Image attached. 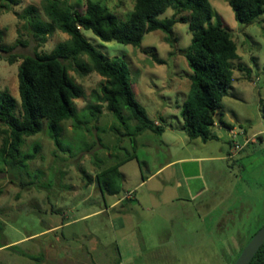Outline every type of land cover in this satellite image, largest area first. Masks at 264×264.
Masks as SVG:
<instances>
[{
    "label": "rangeland",
    "instance_id": "obj_1",
    "mask_svg": "<svg viewBox=\"0 0 264 264\" xmlns=\"http://www.w3.org/2000/svg\"><path fill=\"white\" fill-rule=\"evenodd\" d=\"M17 1L9 11L0 8L1 45L12 47L10 53L0 52V91L7 90L19 102L21 58L50 53L68 36L56 31L36 47L16 14L28 6L40 9L42 0ZM87 1L106 7L120 21L134 5L133 0H69L78 11ZM209 3L212 23L219 17L232 31L237 49L230 89L219 110L231 130L217 123L212 129L216 138L203 143L189 140L181 129L180 106L188 97L191 75L180 52L191 43L186 24L173 26L174 48L161 31L145 35L140 46L132 47L103 42L81 30L107 59L120 58L127 64L135 100L164 131L142 132L133 150L129 137L110 132L115 126L125 134L104 104L97 118L86 109L97 104L92 95L99 93L103 78L94 72L82 75L71 63L68 74L84 91V98L74 101L79 128L70 120L61 123L57 148L44 122L42 131L25 138L20 148L24 154L38 150L26 168L0 166V264H234L264 226V16L242 25L228 0ZM3 4L7 2L0 0ZM172 13L167 9L159 19ZM11 55L15 62L9 64ZM87 62L86 56L78 61L88 66ZM127 152L136 159L119 167L122 194L102 195L94 182L96 173ZM97 160L102 164L96 168ZM176 160L142 183L148 172ZM127 193L131 199L123 201ZM118 199V207L105 211ZM120 209L128 211L129 223L114 230L111 220ZM54 226L58 228L48 230Z\"/></svg>",
    "mask_w": 264,
    "mask_h": 264
},
{
    "label": "trees",
    "instance_id": "obj_2",
    "mask_svg": "<svg viewBox=\"0 0 264 264\" xmlns=\"http://www.w3.org/2000/svg\"><path fill=\"white\" fill-rule=\"evenodd\" d=\"M4 1L7 4L0 8L7 11L11 10V6L18 5L17 0ZM133 1V9L125 21H120L106 7L91 1L86 2L83 11H78L69 0H42L40 9L28 6L21 14H16L19 20L25 22L23 28L36 47L43 46L56 31L66 34L68 39L58 43L50 53L21 58L17 73L19 102L7 90L0 91V166L23 171L38 150L34 147L32 153L24 154L20 148L25 138L42 131L44 122L57 148L60 147L61 123L70 120L75 128H79L81 122L74 101L83 99L84 91L68 74L71 63H76V69L82 75L94 72L103 78L99 93L92 95L97 104L87 105L86 109L91 117L97 118L101 113V104H104L106 110L120 122L125 134H121L120 128L115 126L110 127V132L129 137L133 150L135 138L142 132L163 133L164 128L150 121L135 100L127 64L120 58L107 59L85 40L81 30L91 31L103 42L115 41L132 47L140 46L145 35L161 31L165 35L164 41L174 48L177 39L173 37V26L186 24L191 43L180 52L191 75L188 77V97L180 106L181 129L189 140L199 139L203 143L216 138L212 129L217 123L231 130L222 121L219 110L230 89L234 69L232 61L238 59L237 49L232 31L219 17L215 24L212 23L213 11L209 0ZM228 4L235 20L242 25H251L264 16V0H228ZM167 9L172 10V15L160 20L159 16ZM17 44H22V41H17ZM11 50L12 47L1 45L0 33V52L7 54ZM82 56L87 57L88 66L78 63ZM155 61L164 64L163 60ZM7 62L14 63L15 56H9ZM262 112L264 119V103ZM217 115L220 116L219 122L215 120ZM111 157L113 162L115 157ZM132 159L136 156L127 152L123 159L96 173L94 182L102 195L122 194L124 176L119 167ZM93 164L97 168L102 161L97 160ZM2 231L0 223V234ZM249 264H264V244Z\"/></svg>",
    "mask_w": 264,
    "mask_h": 264
},
{
    "label": "crops",
    "instance_id": "obj_3",
    "mask_svg": "<svg viewBox=\"0 0 264 264\" xmlns=\"http://www.w3.org/2000/svg\"><path fill=\"white\" fill-rule=\"evenodd\" d=\"M178 162V160L176 161H171L169 162L168 164H166L164 167H162L161 169L155 171L154 173H150L148 172V178L146 180L142 179V183L144 182H147L149 181L150 179L154 178V177H158L160 175V170H162L163 168L171 165V164H174ZM124 200L123 201H126V200H129L131 199L129 193L125 194L124 195ZM189 197V195H188ZM121 203V199H118L116 200L115 202H113L107 209H105V211H108V210H114L116 207H118ZM103 211V213L105 212ZM128 216V211H126V209H120V211L116 212V217L115 219H112L111 220V225L113 227L114 230H119V229H124L126 226H127V223H129L127 220H126V217ZM86 217V216H85ZM84 217V218H85ZM65 226V225H64ZM138 226V225H137ZM58 228V226H54V227H50L48 230L49 231H54ZM127 248V247H126Z\"/></svg>",
    "mask_w": 264,
    "mask_h": 264
},
{
    "label": "water",
    "instance_id": "obj_4",
    "mask_svg": "<svg viewBox=\"0 0 264 264\" xmlns=\"http://www.w3.org/2000/svg\"><path fill=\"white\" fill-rule=\"evenodd\" d=\"M220 116L217 115L215 120L219 122ZM264 244V226L251 238L247 245L242 249L234 264H249L261 246Z\"/></svg>",
    "mask_w": 264,
    "mask_h": 264
},
{
    "label": "built area",
    "instance_id": "obj_5",
    "mask_svg": "<svg viewBox=\"0 0 264 264\" xmlns=\"http://www.w3.org/2000/svg\"><path fill=\"white\" fill-rule=\"evenodd\" d=\"M234 148H235V149H238V148H239V146H238L237 144H235V145H234Z\"/></svg>",
    "mask_w": 264,
    "mask_h": 264
}]
</instances>
